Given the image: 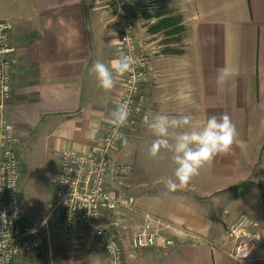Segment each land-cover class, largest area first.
Listing matches in <instances>:
<instances>
[{"label": "crops", "instance_id": "obj_1", "mask_svg": "<svg viewBox=\"0 0 264 264\" xmlns=\"http://www.w3.org/2000/svg\"><path fill=\"white\" fill-rule=\"evenodd\" d=\"M123 1L150 49L144 87L149 121L157 114L190 115V124L175 132L200 127L213 114L227 115L237 130L228 153L172 190L166 185L174 179L171 152L161 148L157 157L149 155L157 137L147 123L127 133L111 166L127 165L129 172L116 178L112 170L109 176L115 191L135 200L111 217L125 264H264V0ZM0 19L12 23L9 41L18 53L12 96L0 118L15 125L19 152L49 160L45 218L61 153L94 151L112 121L120 75L114 74L113 89L104 90L90 69L98 60L107 65L118 58V19L111 0H0ZM161 36L167 43L151 46ZM225 67L233 74L218 83ZM22 165L20 160L21 172ZM24 179L22 173L21 185ZM244 213L259 223L262 241L249 260L238 261L225 244L226 230ZM56 216L54 222L46 217L45 244L23 264H106L92 231L67 239ZM146 220L174 245L132 249L131 234Z\"/></svg>", "mask_w": 264, "mask_h": 264}, {"label": "built area", "instance_id": "obj_2", "mask_svg": "<svg viewBox=\"0 0 264 264\" xmlns=\"http://www.w3.org/2000/svg\"><path fill=\"white\" fill-rule=\"evenodd\" d=\"M111 9L118 19L119 55L134 58L133 70L120 76L121 92L116 106L129 105L125 125L107 127L100 145L92 152L65 150L61 153L55 189L48 216L57 213L58 227L69 239L77 231H92L101 247L106 264H125L124 249L115 232L117 222L111 217L118 209H131L135 200L114 190L109 180L128 174L129 166L112 168V155L127 133L150 120L144 87L149 80L150 49L137 35L136 20L123 0H111ZM12 23L0 19V109L12 96V72L18 64V53L10 43ZM117 132L120 138L117 139ZM20 137L15 125L0 118V264H18L22 258L40 251L45 238L41 227L27 223L21 211L20 186L22 172L19 160ZM259 223L247 213L241 214L226 230L225 244L229 254L238 261H247L261 244ZM174 241L156 232L152 221L146 220L131 234L132 249L159 247L167 249Z\"/></svg>", "mask_w": 264, "mask_h": 264}, {"label": "clouds", "instance_id": "obj_3", "mask_svg": "<svg viewBox=\"0 0 264 264\" xmlns=\"http://www.w3.org/2000/svg\"><path fill=\"white\" fill-rule=\"evenodd\" d=\"M135 61L130 55H122L114 59L110 64L96 61L91 71H94L99 81L100 88L111 90L117 83L115 75L122 76L133 70ZM233 69L225 67L217 76V82L226 81ZM185 96L184 93H180ZM112 123L119 129L125 125L129 115V105L121 102L110 113ZM191 121L190 115H181L179 118H170L167 114H157L151 121L145 117V122L152 134L157 139L149 148V155L157 157L161 148L171 152V159L175 165L173 178L166 181L167 187L172 190L178 185H186L194 176L199 174L201 167L210 163L217 155L229 152L237 136L235 125L227 115L219 118L213 114L208 116L200 127H191L187 130L171 131L172 129H184ZM116 138H120L117 132Z\"/></svg>", "mask_w": 264, "mask_h": 264}, {"label": "rangeland", "instance_id": "obj_4", "mask_svg": "<svg viewBox=\"0 0 264 264\" xmlns=\"http://www.w3.org/2000/svg\"><path fill=\"white\" fill-rule=\"evenodd\" d=\"M148 29H150V27ZM160 38L159 41L151 46L167 43V40L164 39L163 36ZM19 159L21 162L23 161L22 167L25 171L22 172L24 173L25 181L20 186L22 215L27 223L37 225L48 212L44 201L45 197L51 191L49 178L52 171L49 168L50 163L49 160L46 159V156L39 152L29 150L19 152ZM56 215L57 214H53L49 216V222H54L57 217ZM46 217L43 218V220L47 219ZM25 261L26 259L24 257L17 258L18 264H23Z\"/></svg>", "mask_w": 264, "mask_h": 264}]
</instances>
